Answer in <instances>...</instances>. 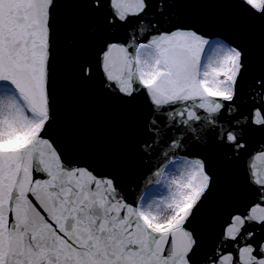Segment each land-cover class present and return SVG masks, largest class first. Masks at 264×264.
<instances>
[{
	"label": "snow or ice",
	"instance_id": "6c2138e0",
	"mask_svg": "<svg viewBox=\"0 0 264 264\" xmlns=\"http://www.w3.org/2000/svg\"><path fill=\"white\" fill-rule=\"evenodd\" d=\"M75 92L157 162L135 199ZM0 264H264V0H0Z\"/></svg>",
	"mask_w": 264,
	"mask_h": 264
},
{
	"label": "water",
	"instance_id": "95a60500",
	"mask_svg": "<svg viewBox=\"0 0 264 264\" xmlns=\"http://www.w3.org/2000/svg\"><path fill=\"white\" fill-rule=\"evenodd\" d=\"M64 114L76 123L84 137L109 156L124 162L122 178L130 199H135L146 187H152L148 184L151 176L148 168L149 164L157 162L141 163L131 155L127 143L129 117L126 113L100 106L88 92H75L69 96ZM224 178L229 185L238 179L232 171L224 172Z\"/></svg>",
	"mask_w": 264,
	"mask_h": 264
},
{
	"label": "rangeland",
	"instance_id": "374dc122",
	"mask_svg": "<svg viewBox=\"0 0 264 264\" xmlns=\"http://www.w3.org/2000/svg\"><path fill=\"white\" fill-rule=\"evenodd\" d=\"M157 187H159V186H157Z\"/></svg>",
	"mask_w": 264,
	"mask_h": 264
}]
</instances>
